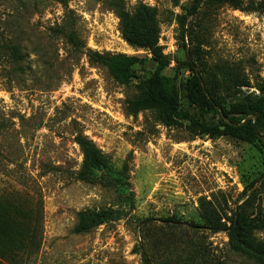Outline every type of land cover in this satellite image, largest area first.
Instances as JSON below:
<instances>
[{
  "label": "rangeland",
  "instance_id": "1",
  "mask_svg": "<svg viewBox=\"0 0 264 264\" xmlns=\"http://www.w3.org/2000/svg\"><path fill=\"white\" fill-rule=\"evenodd\" d=\"M192 3L124 0L131 13L155 10L161 73L186 115L166 122L156 108L130 111L156 63L122 38L106 0H0V193H26L41 207L38 248L18 264H144L143 252L152 264H264L231 231L189 225L203 223L205 202L225 228L233 213L256 219L264 153L204 131L186 65L195 62L225 112L261 97L264 0H202L190 15ZM116 54L133 59L126 80L105 65ZM77 133L107 160L86 178ZM252 239L261 246L264 230Z\"/></svg>",
  "mask_w": 264,
  "mask_h": 264
},
{
  "label": "trees",
  "instance_id": "2",
  "mask_svg": "<svg viewBox=\"0 0 264 264\" xmlns=\"http://www.w3.org/2000/svg\"><path fill=\"white\" fill-rule=\"evenodd\" d=\"M200 1L202 0H193L188 10L190 15L195 13ZM207 1L213 5L228 3L237 7L241 0ZM106 5L119 19L122 38L131 46L148 49L156 63L153 75L140 82L139 94L129 101L130 111L137 112L156 108L166 122L176 117H186L179 111L180 97L176 85L161 73L162 69L167 66V60L158 44L155 10L140 4L131 13L125 10L124 0H106ZM183 24L184 20L181 22L182 30ZM184 37V31H182L180 34L182 42H184ZM103 59L116 78L126 80L130 76L133 59L123 54L107 55L103 56ZM186 65L192 74L189 79V87L192 99L200 110L202 117L200 126L204 131H212L215 136L229 135L251 143L264 153V141L259 135L260 129L264 126V94L246 105L234 106L232 111L225 112L221 103L207 89V84L204 82L200 70L196 68L195 62L187 59ZM241 83L243 84H236L235 87L243 86L247 82ZM208 112L215 115L214 122L205 118ZM229 115L236 116L230 117ZM75 140L83 155L81 178H86L94 167L106 165L107 160L104 154L85 135L77 133ZM245 191L247 192V189ZM245 191L243 194L246 193ZM205 203L201 204L203 223L191 222L189 224L191 227L214 232L227 229L234 234L241 246L264 256V243L257 246L252 239L254 230H264V203L256 219L241 218L238 214L233 213V220L229 228H225L216 211L214 212L209 206H206L210 204ZM40 220V204L37 205L36 201H33L28 194H23L20 191L0 193V255L6 264H18L23 255L31 256L38 248ZM142 259L144 264H152L145 252L142 254Z\"/></svg>",
  "mask_w": 264,
  "mask_h": 264
}]
</instances>
